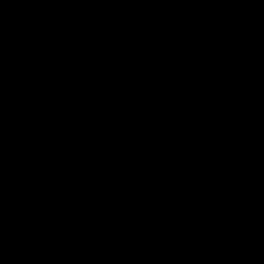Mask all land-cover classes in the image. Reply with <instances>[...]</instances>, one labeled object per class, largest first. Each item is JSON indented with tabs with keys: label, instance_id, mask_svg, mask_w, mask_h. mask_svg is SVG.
Masks as SVG:
<instances>
[{
	"label": "water",
	"instance_id": "water-1",
	"mask_svg": "<svg viewBox=\"0 0 264 264\" xmlns=\"http://www.w3.org/2000/svg\"><path fill=\"white\" fill-rule=\"evenodd\" d=\"M0 264H264V0H0Z\"/></svg>",
	"mask_w": 264,
	"mask_h": 264
}]
</instances>
